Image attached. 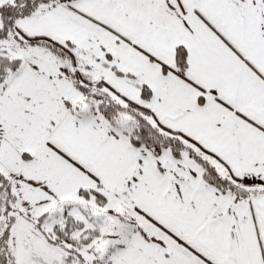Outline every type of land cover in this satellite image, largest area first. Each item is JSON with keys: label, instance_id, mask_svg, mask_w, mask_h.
<instances>
[{"label": "snow or ice", "instance_id": "6c2138e0", "mask_svg": "<svg viewBox=\"0 0 264 264\" xmlns=\"http://www.w3.org/2000/svg\"><path fill=\"white\" fill-rule=\"evenodd\" d=\"M0 264H264V0H0Z\"/></svg>", "mask_w": 264, "mask_h": 264}]
</instances>
